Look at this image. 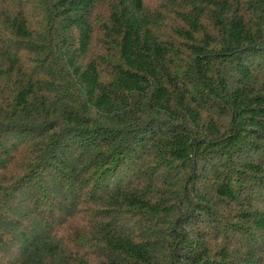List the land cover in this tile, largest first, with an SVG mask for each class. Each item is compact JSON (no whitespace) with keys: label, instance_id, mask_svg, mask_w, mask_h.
<instances>
[{"label":"trees","instance_id":"16d2710c","mask_svg":"<svg viewBox=\"0 0 264 264\" xmlns=\"http://www.w3.org/2000/svg\"><path fill=\"white\" fill-rule=\"evenodd\" d=\"M0 264H264V0H0Z\"/></svg>","mask_w":264,"mask_h":264}]
</instances>
